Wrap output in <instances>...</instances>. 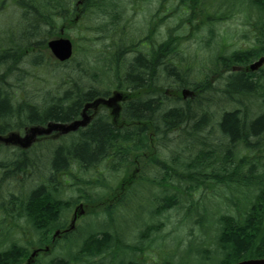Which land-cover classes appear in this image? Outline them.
I'll list each match as a JSON object with an SVG mask.
<instances>
[{
  "label": "trees",
  "instance_id": "obj_1",
  "mask_svg": "<svg viewBox=\"0 0 264 264\" xmlns=\"http://www.w3.org/2000/svg\"><path fill=\"white\" fill-rule=\"evenodd\" d=\"M9 1L16 6L22 5L32 15L26 14L28 18L23 20L22 27L11 21L5 29L6 37L0 36V135L49 122H73L80 118L86 103L111 94L84 88V79L88 74L97 76L85 70L84 63L76 65L77 76L74 78L69 71L57 73L63 80H68L64 81L67 87L56 84V91L41 93L37 89L38 83L33 90L27 91L30 78L28 70L22 67L23 63L27 62L34 68L47 64L43 52L35 49L48 48L46 42L52 34H47V29L55 28L54 24L57 27L53 29V36L61 35L60 29L63 28V34L68 37L72 24L77 22L75 0H55L59 9L50 0H5L6 3ZM179 1L186 7V18L180 17L179 24L164 33L157 29L158 24H151L142 44L139 42L135 47V41L130 43L128 52L135 54L133 59L127 61L125 57L129 42H124L120 48L112 38V44L117 46L112 62L119 66L116 67L114 91L121 93L123 90L124 96L118 123L110 114L100 113L91 125L73 134H77V138L69 145L55 147L51 151V173L47 176L52 177L46 183L31 190L26 197L17 195L15 191L6 197L0 196V211L4 213L0 214V243L6 236L2 231L5 233L11 228L5 220L7 216L24 219L40 238L42 233L65 228L66 222L43 219L37 222L38 217L31 216L30 219L28 215L33 205L36 209V201L44 195V190L57 186V173L74 164L79 173L97 167L107 158L114 159L115 170L123 171L124 176L113 193L112 204L105 205L103 212L94 217L96 210L92 208L96 203L101 204L99 198L93 199L92 194L82 195L88 212L84 220L90 219L91 222L78 225L76 232L54 243L51 241L55 231L47 234L44 242L20 245L16 241L7 248L1 244L0 264H4L7 258H10L11 264H22L32 249L46 247H52V258L46 261L48 257L41 254L35 264H141L136 255L154 244L161 248L157 251L153 248L159 254V262L174 264V254L181 248L182 242H175L176 251L174 248L167 251L163 228L171 222L169 211L175 208L184 213L183 219L180 218L181 226L189 222L202 233L198 237L201 243L206 241L204 235L215 231L217 250H221L217 262L213 263L214 259L212 264H234L246 259L264 258V67L258 72L247 69L252 62L264 56V0H235L234 3L227 0L215 3L211 0ZM103 3L104 10L96 9ZM29 4L36 11L30 12V6L25 7ZM83 4L96 12L93 15L103 19L102 24L93 28L95 31L107 34L109 26H120V5L114 0H85ZM2 5L3 0H0V7ZM208 5H213V8ZM60 8L63 16L55 19L51 10ZM241 11L256 15L255 19L252 15L246 20L252 29L254 45L233 54L215 53L213 67L209 70L220 79L215 83L210 80V75L203 76L199 81L193 80V68L177 46L180 37L186 39L193 35L196 39V31L191 32L193 28L200 26L202 32L210 27L205 36L210 46L217 37V25ZM158 15L163 18L154 15L155 21L164 23L166 15ZM186 24L191 25V31L181 33ZM40 28L43 30L40 31ZM222 45L225 47L227 43ZM28 51L32 52L28 54ZM237 63L241 64L242 70H235L239 66ZM174 78L176 85L172 82ZM184 89L192 91L194 96L185 99L182 94ZM233 103L238 106L237 109L224 108ZM175 133L177 140L170 139L176 143L170 163L159 159L153 151L148 155L140 154L151 150L154 136L167 139ZM1 149L5 150L0 144ZM14 151L17 156L13 161L0 164L4 176L14 177L28 167H34L25 156V151ZM141 158L146 164L159 167L163 175L161 178L155 176L149 186L139 184L146 181L144 170L135 166L136 159ZM98 182L101 185L102 182ZM208 188L216 189V192L209 196ZM125 203L129 206V215L139 210L138 216H123L118 222L113 219L112 223L110 219L113 215L120 214L116 209H126ZM210 205L213 207L210 208ZM146 210H152L149 213L150 225L142 218ZM98 217H102V221L93 223ZM106 237L109 240L105 248L100 251L91 248L93 240ZM58 247L62 256L53 257ZM195 248L190 242L183 252V264H192L188 259ZM4 255L8 256L2 260ZM43 256L46 258L43 259ZM19 258L22 260L15 262Z\"/></svg>",
  "mask_w": 264,
  "mask_h": 264
},
{
  "label": "rangeland",
  "instance_id": "obj_2",
  "mask_svg": "<svg viewBox=\"0 0 264 264\" xmlns=\"http://www.w3.org/2000/svg\"><path fill=\"white\" fill-rule=\"evenodd\" d=\"M50 1L53 2V6L56 9H59L57 6L58 3L55 0ZM163 1L164 3L162 4ZM215 1L217 2L218 0H211V3H215ZM223 1L224 0H219V2ZM84 2L85 0H75L73 2L76 6L75 19L77 20V22H74L72 24L73 28L70 29L68 33V38H70L74 43V53L71 56L72 59L70 63H68L67 65L60 63L57 58L51 54L49 48H47L46 50L40 48L35 49L43 52V55L47 60V64L38 68H34L30 67L27 62L23 63L22 67L28 70V76L30 78L28 82L30 87L27 88V91L33 90V86L35 84L38 85V83L39 85L37 89L41 93L43 91H56V84H60V87L63 88L67 87L66 82H64L67 79L63 80L58 75L59 72L69 71L72 78H74L75 76H77L75 71L76 65L78 63H84L85 70L97 75L96 78L88 74L84 79V88L86 90L94 89L102 94H110L115 90L114 84L116 83L117 68H119L118 65L116 66V64L112 62L113 58H115V56H112V54L115 52L114 48L117 46L121 48V44H123L124 42H126L127 44L129 42V47L127 48V51L125 53L126 56L124 55L126 57V60L129 61L135 56L132 51L128 52L129 48H131L130 43L135 41V47L139 42L140 44H142L146 35L148 34V30H150L151 28V24H158L157 29L164 33L167 29L175 28L180 22V17L186 18L187 16L185 11L186 7L182 6V3H180L179 0H114V2L120 5V7L118 8V12L122 17V21H120L119 27L114 28L113 26H109L106 34L103 31L97 32L93 29L97 27L98 24H102L103 19L99 18L97 15H93L96 12L94 13L92 8L84 7ZM226 2L234 3L235 0H227ZM14 4L15 3L13 1H9L6 3L5 0H3V5L0 7V36L6 37L5 29L8 27L11 21L15 24L17 23V27H22V25L24 24L23 20L28 18V15H32V13H29V11L26 12V8L23 9L22 5L18 4L19 6H16V4ZM29 6L30 8H28ZM25 7H27L30 12H32V10L36 11L33 9L34 7L31 4L25 5ZM208 7L213 8V5H208ZM37 9L40 10L39 8ZM67 9L69 11V8ZM96 9H99L100 11L104 10V3ZM51 12L55 19L63 16L61 8L60 10L52 9ZM160 13H164L166 15V17H164V23L162 24H159L158 20L155 21L154 19V15L159 16L158 14ZM252 15L255 19L256 15ZM252 15L247 14L244 11H241L235 15H230V17L225 22L218 24L217 28H215L217 37H215V39L211 42L210 46H208V38L205 37L206 35H208V30L210 29V27H208L209 29L206 30L203 29L202 32L200 26L196 29L193 28L191 31V25L186 24V29H183L181 33L188 34L189 31H196L194 33L195 35L197 34V38L195 39L193 35L191 38L186 39L180 37L181 41L178 42L177 46L180 47V49L183 51L182 54L186 56L188 62L193 68V80L195 79L199 81V79H202L203 76L210 75V80L215 83L220 79L215 78L217 77L216 74H213L211 71H209L213 67V57L215 56V53L218 54L220 51H223L225 52V54H233L238 50H243L245 48L249 49L254 45L252 29H250V27L246 23V20L249 19V16ZM159 17L163 18L161 16ZM53 22L54 21H52V23ZM54 26L55 28H53V25L51 27L53 29H56L57 25L54 24ZM53 29H47V34H52L53 36L55 32V30ZM42 30L43 28H40V31ZM52 36H50L47 41H50V39L60 38L59 35H54L53 37ZM112 38L115 40L117 46H114L112 44ZM129 38L133 39L128 40ZM223 43H227V45H225L224 47L222 45ZM31 52L32 51H28L27 53L29 54ZM124 56H122L120 59L122 60ZM237 65L241 66L240 63H237ZM214 78L215 80H213ZM9 81L12 82L11 79ZM175 81L176 79L174 78L172 81L173 85H176ZM222 84L223 83L221 82V87ZM237 107L238 106L233 103L227 104L224 108H229L232 110L237 109ZM99 112H105L109 114V110L105 108H102L101 110H99ZM13 132L21 131L15 130ZM21 134H23V132H21ZM51 135L52 136L50 137L43 138L39 143L33 145L29 150H25V156L29 159V162L31 164H34V167H28L14 177L4 176V174L2 175L0 171V196L6 197L7 195L11 194V191H15L17 195L26 197L27 193H29L31 190H36L38 186L46 183L48 181L47 179L52 177L47 176L51 173V151H53L55 147L69 145L70 141H73L77 138V134L76 136L71 134L60 137H55V133ZM165 138L154 136L151 141V150L143 151L140 154L148 155L151 151H153L159 157V159H161L162 161L166 159V161H169L170 163L173 155L172 153L175 150L176 144L173 143L170 139L177 140L178 135L175 133L170 135L169 138ZM2 146H4L5 150H0V164H8L9 162L13 161V156L16 155L14 150L17 147H15L14 145ZM135 164L136 169H143L145 172L144 175L146 177V181H144V184L142 183L143 181L139 182L141 186H149V183H151L153 179H155V176H160V178L163 176L159 167L146 164L144 158L136 159ZM115 165L116 164L114 159L107 158L99 165H97V167L89 169L86 172L82 171L78 173L77 165L74 164L69 169L57 173L56 176H59V181L56 182L57 186L50 190H44V195L38 198L36 201V209L34 210V205L30 208L28 217L30 218L31 216H36L43 220L54 221L57 223L66 222L65 227H67L68 224H70V220L72 218V209L75 208L79 203L83 202L84 199L82 195L84 196L87 194H92L93 199L99 198L98 200H100L99 202H101V204L96 203V206L92 208V210H96L93 213L94 217H97L98 214L103 212V207L105 205H108V203L112 201L113 193L117 188H119L118 184L124 176L123 171L117 172L115 170ZM98 181L102 182L101 185H98V183H100ZM206 191L207 194L211 196L216 192V189L208 188V190ZM50 195H52L55 199H53ZM144 202L145 201H143L142 203ZM110 204H112V202ZM125 205L127 204L125 203ZM186 207L187 206L183 207L182 210H185ZM209 207L212 208L213 205H210ZM116 210L120 214L113 215V217L110 219L112 223L113 219H116V221L118 222L122 219L123 216L127 218L130 212L128 205L126 206V209L120 207ZM151 211L152 210H146L144 211V214H142V218L145 220V222L148 223V225H150L149 213ZM180 211L181 209L177 208L169 211L171 213V222L163 228V232L166 237L165 245H167V251L170 248H174V251H176L178 247H176L175 242H182L181 248H179L178 252L174 254V260L176 261L174 262V264H179L177 262H181V264H183V262L181 261V259L185 260V258H183V252L184 250H186V248H188L190 242L194 244L197 249L203 250V252L201 253L198 252L199 250H196L195 248L193 255L190 259H188V261H191L192 264H212L211 262H213L214 259L215 261L213 263L217 262L218 259L216 258L220 257L219 251L221 249L217 250V239H215V231L211 230V233L209 232V234H207L206 236L204 235L206 241H204V243H201L198 237L199 235H202V233H199V231L192 224L187 222L185 224L186 226H181L180 218L183 219L184 213H180ZM138 213L139 210H135L131 212L129 216L137 217ZM6 218L7 219L5 220L8 221L11 228L5 233L2 231V233L6 236L1 239L2 243H0V246L2 244L4 247L6 246L5 248L16 241L20 245H25L27 243L36 241L44 242L47 234L53 233L56 230L53 229L52 231L42 233L40 238L39 236L37 237V232L35 231V233L32 230L33 228L24 221H21L20 218H16L15 216H7ZM164 218L165 215L162 219ZM129 220L132 221V218L129 217ZM93 221V223L95 224L101 222L102 217H98ZM85 222L89 223L91 221L90 219L86 221L82 219L78 222V224L84 225ZM160 228H162V226H160ZM23 233L27 236L23 235ZM123 234H125V230ZM126 239L128 240V237H126ZM107 240H109L108 237L100 240H93V244L90 246H92L91 248L93 250L100 251L101 249L106 247ZM153 248L156 251L161 250V248L156 247L154 244L150 249L146 250L142 254L136 255L140 260L139 263L163 264L162 261L159 262V254L155 250H153ZM60 253L61 250H59L58 247L55 253L56 255H53V257L62 256ZM7 256L8 255H4L1 257V259L3 260ZM45 258L46 257L43 256V259ZM51 258L52 256H48V258H46L45 260L49 261ZM153 258L155 260H153ZM9 259L10 258L5 259L4 264H11ZM27 259L28 257L23 260L22 264H24ZM21 260V258H19L17 261L15 259V262Z\"/></svg>",
  "mask_w": 264,
  "mask_h": 264
},
{
  "label": "water",
  "instance_id": "obj_3",
  "mask_svg": "<svg viewBox=\"0 0 264 264\" xmlns=\"http://www.w3.org/2000/svg\"><path fill=\"white\" fill-rule=\"evenodd\" d=\"M48 46L52 54L59 59L61 62L69 60L73 54V44L69 39L59 38L51 40ZM264 65V57L260 58L258 61L251 64L248 68L249 71H257ZM184 95H192L189 90L184 91ZM123 100V95L121 93L115 94L109 99L99 98L93 103L87 104L83 111L82 119L71 122L70 124H62L58 122H51L46 127L37 126L32 127L25 137H21L19 134H11L9 137L0 136V141L5 143H18L23 148H28L36 140L37 136L49 135L53 132H59L60 134H68L71 132H76L82 127H87L91 117L87 116V111L90 108L97 109L101 104L113 109V114L118 116L120 113L119 102ZM84 213V212H83ZM82 213V214H83ZM74 226H72L73 228ZM37 251L33 252L29 258L27 264H33ZM236 264H264L263 259H252L245 260Z\"/></svg>",
  "mask_w": 264,
  "mask_h": 264
},
{
  "label": "flooded vegetation",
  "instance_id": "obj_4",
  "mask_svg": "<svg viewBox=\"0 0 264 264\" xmlns=\"http://www.w3.org/2000/svg\"><path fill=\"white\" fill-rule=\"evenodd\" d=\"M80 211L78 209L77 211V206L73 209V214H72V218L70 220V224H68L67 227H65L63 230L59 229V230H55V233H57V237H52V243H54L57 239L61 240L64 236H66L69 233H74L78 230V222L82 219H84L87 216V210L85 208L84 210V214L80 215ZM72 221L75 222V224L72 225ZM74 226L73 229H71V227ZM57 231V232H56Z\"/></svg>",
  "mask_w": 264,
  "mask_h": 264
},
{
  "label": "bare ground",
  "instance_id": "obj_5",
  "mask_svg": "<svg viewBox=\"0 0 264 264\" xmlns=\"http://www.w3.org/2000/svg\"><path fill=\"white\" fill-rule=\"evenodd\" d=\"M215 78H217V77H215ZM215 78L213 79V80H215ZM121 93L123 94V90L121 91ZM87 104V103H86ZM85 104V105H86ZM83 109H82V111H81V113H80V117H82L83 116ZM87 116H89V117H91L93 120H95L98 116L97 115H95V114H93V113H87ZM62 124H70L71 122H61ZM16 156L17 155H14L13 156V158H16ZM0 214H4V213H1V211H0ZM37 220V222L38 221H41V218H37L36 219Z\"/></svg>",
  "mask_w": 264,
  "mask_h": 264
}]
</instances>
